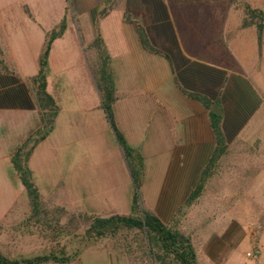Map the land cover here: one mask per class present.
Returning a JSON list of instances; mask_svg holds the SVG:
<instances>
[{
	"label": "crops",
	"instance_id": "crops-1",
	"mask_svg": "<svg viewBox=\"0 0 264 264\" xmlns=\"http://www.w3.org/2000/svg\"><path fill=\"white\" fill-rule=\"evenodd\" d=\"M216 7V0H0V159L16 185L0 192L1 228L47 240L60 214L51 208L56 199L41 195L44 207L33 216L10 156L40 125L30 78L46 34L63 22L46 72L59 111L29 160L46 144L43 158L66 167L78 160L84 178L89 165L115 159L105 149L111 136L127 165L92 74L107 59L115 128L143 159L142 207L189 234L198 259L208 263L232 261L234 249L252 244L250 199L264 209V189L256 187L264 177V81L260 87L252 76L264 71V31L258 46L254 27ZM250 135L261 140L256 149L240 142ZM90 182L102 188L90 189ZM81 183V210L64 206V214L129 212L134 187L119 175ZM103 200L110 201L105 209Z\"/></svg>",
	"mask_w": 264,
	"mask_h": 264
},
{
	"label": "trees",
	"instance_id": "trees-1",
	"mask_svg": "<svg viewBox=\"0 0 264 264\" xmlns=\"http://www.w3.org/2000/svg\"><path fill=\"white\" fill-rule=\"evenodd\" d=\"M242 27H254L258 46L261 43L264 31V10L255 8L249 4L242 5ZM64 28L62 22L58 30H52L46 34L44 49L39 57L38 72L30 78V91L37 110L40 125L10 156V163L16 173L32 210L33 216H37L39 210L44 207L41 194L32 180V173L28 166V160L37 143L42 141L54 128L59 106L53 96L46 89L47 59L52 40L61 35ZM100 43V39H96ZM94 76L95 83L101 98V106L106 118L112 125L116 139L122 148L126 163L130 170L134 193L127 214H111L108 216L87 215L84 213L71 214L64 223L74 225L73 221L79 219L86 223L85 236L88 239L114 236L120 233L125 241L121 252L124 253L130 264H138L133 252L139 254L142 264H200L196 248L191 236L179 229L175 224H164L151 211L142 207L139 199L140 177L143 175V159L140 153L126 144L123 137L115 128L113 122L112 106L116 99L112 73L107 59H103L99 70ZM58 216L55 223L49 227L55 229L59 224L62 208H57ZM2 224L0 223V227ZM77 226L76 224L74 225ZM74 226L72 229H74ZM133 232V238H128V233ZM135 247L132 248V245ZM50 251L48 254L36 255L27 258L10 259L0 250V264H43L46 262L64 263L76 257L78 251L71 255H65Z\"/></svg>",
	"mask_w": 264,
	"mask_h": 264
},
{
	"label": "rangeland",
	"instance_id": "rangeland-1",
	"mask_svg": "<svg viewBox=\"0 0 264 264\" xmlns=\"http://www.w3.org/2000/svg\"><path fill=\"white\" fill-rule=\"evenodd\" d=\"M217 2V11L219 14L232 15L233 17L243 16L242 5L249 4L252 7L260 8L264 10V0H216ZM252 56L249 55V60L251 61ZM264 67V65H263ZM255 70L252 73L254 83L258 86H262L260 82L264 81V71ZM94 76H97V73L92 72ZM263 91V88H261ZM261 120H264V115H262ZM109 135V134H108ZM248 140L240 141L241 143H248L252 148H257L258 141L253 139V136L249 137ZM41 146L37 154L29 160V168L32 173V180L36 187L38 188L41 195L52 196L55 198L51 208H62L64 206L68 207L73 211L81 210V190L83 189V184L81 181L85 177L92 179L93 182H97L98 179L103 176L116 177L119 175L121 183H127L128 187L132 186L133 182L129 180V173L127 165L119 158V152L117 150L116 144L111 136H107L105 149L108 152L115 153V159L111 160L110 163L107 162L103 165H89L85 172V177L83 178L81 168L76 164L79 163L78 160H74L73 167H66L63 163L56 165L53 159L43 158L41 152L46 151L48 147ZM83 145V144H82ZM119 145V144H118ZM80 144L73 145L71 148H76L78 150ZM41 149V151H40ZM80 152V151H79ZM78 152V153H79ZM251 155L258 154L256 151L250 152ZM118 155V158H116ZM47 156V155H46ZM45 157V156H44ZM8 168L4 166L3 161L0 159V192H9L14 191L16 186L11 178L8 175ZM84 174V173H83ZM261 180V179H260ZM264 177L260 183L258 182L256 187L258 190L264 189ZM131 183V185H129ZM251 185V184H250ZM85 186H87L85 184ZM88 187L92 188H102L101 184L89 183ZM62 202V203H61ZM105 203L110 204V201H100V206L105 209ZM249 223L252 225L250 230V239L249 241L243 242L236 249H234V254L236 259L230 261L229 259L218 260L216 264H264V209L260 207L259 204H256L254 200L250 199L249 201ZM124 205V204H123ZM46 206V205H45ZM124 210H127L125 204L122 207ZM80 212H73L77 214ZM72 213H66L61 215L59 219V224L55 229L50 228V237L47 240L39 239L38 241H32L28 239H21L17 233L7 231V228L4 230L0 227V250L1 252L10 259H19L27 258L36 255L48 254L50 251L54 253H60L59 250H62L65 255H71L73 252L78 254L72 260L79 259L75 264H130L126 256L122 251L123 249V237L120 233L115 234L114 236H106L100 238H91L88 239L85 236V229L87 227L86 223L81 222L79 219H75L72 225H67V228H64V223L67 218L70 217ZM133 232L128 233V238H133ZM257 241L259 253H256L255 247ZM135 247V244L132 245V248ZM250 252V256H246V252ZM134 259H138L137 263L142 264L139 260L141 257L135 251L133 252ZM200 264H211L206 262L204 259H199Z\"/></svg>",
	"mask_w": 264,
	"mask_h": 264
},
{
	"label": "built area",
	"instance_id": "built-area-1",
	"mask_svg": "<svg viewBox=\"0 0 264 264\" xmlns=\"http://www.w3.org/2000/svg\"><path fill=\"white\" fill-rule=\"evenodd\" d=\"M247 255H248V256H250V255H251V253L249 252V253H247Z\"/></svg>",
	"mask_w": 264,
	"mask_h": 264
}]
</instances>
